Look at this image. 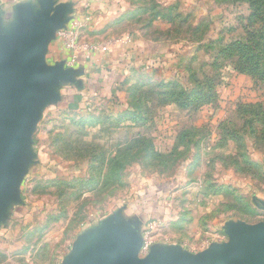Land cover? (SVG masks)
Listing matches in <instances>:
<instances>
[{"label": "rangeland", "instance_id": "374dc122", "mask_svg": "<svg viewBox=\"0 0 264 264\" xmlns=\"http://www.w3.org/2000/svg\"><path fill=\"white\" fill-rule=\"evenodd\" d=\"M33 2L0 0V27ZM128 2L114 34L180 38L187 55H152L154 67L132 73L115 104L83 95L71 109L66 86L67 98L38 117L32 164L19 154L20 175L0 202V264H66L107 225L135 231L140 258L159 248L200 256L230 242V226L264 223V81L223 69L218 100L201 110L166 96L180 93L167 86L178 75H214L228 44L253 30L258 39L250 3Z\"/></svg>", "mask_w": 264, "mask_h": 264}, {"label": "water", "instance_id": "95a60500", "mask_svg": "<svg viewBox=\"0 0 264 264\" xmlns=\"http://www.w3.org/2000/svg\"><path fill=\"white\" fill-rule=\"evenodd\" d=\"M56 0H37L18 8L15 21L0 27V202L20 175L19 154L32 164L35 123L57 99L56 88L73 83V69L48 66L47 45L65 29ZM113 228V231H112ZM107 225L88 238L66 264H264V223L230 226V242L200 256L181 249H153L140 258L141 237Z\"/></svg>", "mask_w": 264, "mask_h": 264}, {"label": "crops", "instance_id": "0c3cea01", "mask_svg": "<svg viewBox=\"0 0 264 264\" xmlns=\"http://www.w3.org/2000/svg\"><path fill=\"white\" fill-rule=\"evenodd\" d=\"M54 7L63 8V18L67 20L65 27L71 21L90 16L91 21L82 31V38L99 45L100 49L90 60L81 56L77 62H72L71 55L75 54L58 38L60 30L55 32L48 42L44 61L48 66L63 65L65 69H73V83L59 84L56 101L46 106L42 114L67 98L66 86L74 88L73 102L68 104L71 109L78 108L77 99L83 95L102 97L106 103L115 104L121 99L123 86L130 81L132 73L145 66L154 67L148 62L156 59L152 55H187L186 45L180 38H163L143 31L114 34L113 25L126 21L133 12L128 0H56Z\"/></svg>", "mask_w": 264, "mask_h": 264}, {"label": "trees", "instance_id": "16d2710c", "mask_svg": "<svg viewBox=\"0 0 264 264\" xmlns=\"http://www.w3.org/2000/svg\"><path fill=\"white\" fill-rule=\"evenodd\" d=\"M252 10L249 22H258V39L255 38V30L248 35L246 42L235 41L219 52L213 59L211 68L214 69L210 76L200 80L196 75H191L186 82L178 81L181 77L167 83V86L179 87V94L171 91L166 96L173 97L180 108L187 109L195 102V110H201L203 105L218 100L217 89L221 84L218 81L222 70L232 68L238 74H246L256 81H264V67H261L259 55H264V0H246ZM178 79V80H177Z\"/></svg>", "mask_w": 264, "mask_h": 264}, {"label": "built area", "instance_id": "2783aa9c", "mask_svg": "<svg viewBox=\"0 0 264 264\" xmlns=\"http://www.w3.org/2000/svg\"><path fill=\"white\" fill-rule=\"evenodd\" d=\"M90 21V16L76 19L71 21L65 29L58 32V38L63 43L65 48L75 54L71 55L72 62H77L81 56H84L83 58L86 60H90L93 53L100 49L99 45L86 41L82 38V31L85 29L87 24L90 23ZM148 244L149 243H147V246L144 248L145 252L148 250ZM144 250H142V253H145Z\"/></svg>", "mask_w": 264, "mask_h": 264}]
</instances>
